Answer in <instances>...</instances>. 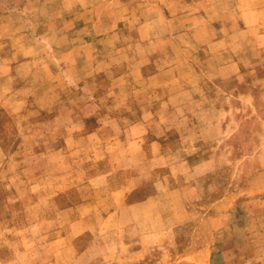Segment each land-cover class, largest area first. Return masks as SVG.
Returning <instances> with one entry per match:
<instances>
[{"label":"rangeland","instance_id":"1","mask_svg":"<svg viewBox=\"0 0 264 264\" xmlns=\"http://www.w3.org/2000/svg\"><path fill=\"white\" fill-rule=\"evenodd\" d=\"M0 264H264V0H0Z\"/></svg>","mask_w":264,"mask_h":264},{"label":"crops","instance_id":"2","mask_svg":"<svg viewBox=\"0 0 264 264\" xmlns=\"http://www.w3.org/2000/svg\"><path fill=\"white\" fill-rule=\"evenodd\" d=\"M138 141L142 142V140H138ZM131 180H133V178ZM127 191H128L127 188L123 187V189L117 190L116 192H114V194H117L118 196H121V194L125 195L127 193ZM84 205H85L84 203L81 204V208L82 209L85 207ZM74 208L75 207L67 208V211H70V210H72ZM90 223L91 222H89V220L83 219V218L82 219H75V220L71 221L70 229L72 231H77V233L75 235H73V237H74L73 241L75 239L83 236L86 232H88V230H90V228H89L90 227ZM78 228H79V230H77ZM80 228H82V229H80ZM65 236H66V238H63V240H66L67 238H69V235H65Z\"/></svg>","mask_w":264,"mask_h":264}]
</instances>
